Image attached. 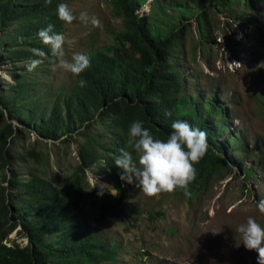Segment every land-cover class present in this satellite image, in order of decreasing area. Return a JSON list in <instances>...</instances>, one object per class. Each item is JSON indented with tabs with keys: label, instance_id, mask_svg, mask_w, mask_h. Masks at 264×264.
I'll return each mask as SVG.
<instances>
[{
	"label": "rangeland",
	"instance_id": "1",
	"mask_svg": "<svg viewBox=\"0 0 264 264\" xmlns=\"http://www.w3.org/2000/svg\"><path fill=\"white\" fill-rule=\"evenodd\" d=\"M63 1L76 17L70 24L63 22L59 32L66 60L76 52L113 45L123 30L114 0ZM139 1L135 14L153 33L183 29L169 61L191 99L204 104L214 97L217 107L222 106L221 114L210 117V124L225 144L227 166L213 172L191 196L178 188L148 197L135 181L120 179L112 153L115 138L102 126L93 125L84 134L76 130L68 142L63 140L68 133L55 140L44 138L39 123L54 105L66 117L64 98L76 77L58 66L59 58L38 35L24 48L19 45L25 28L15 22L0 28V132L8 122L16 129L7 135L8 165L0 163V188L7 184L5 175L21 184L37 176L47 181L55 196L72 179L80 148L93 136L101 145H95L97 158L85 168L83 196L70 217L79 234L88 232L119 245L115 264H257V253L239 244L236 230L248 217L264 227V214L256 208L264 199V0ZM81 12L87 13V23L80 20ZM199 13L204 15L203 24L197 20ZM93 17L99 21L96 26ZM33 49L45 55L36 56ZM37 59L41 63L29 71V62ZM72 126L77 127L74 120ZM120 187L121 202L110 203L101 212L100 201L118 197ZM112 188L117 195L111 194ZM19 229L20 225L3 243L25 244L27 238L20 236Z\"/></svg>",
	"mask_w": 264,
	"mask_h": 264
},
{
	"label": "trees",
	"instance_id": "2",
	"mask_svg": "<svg viewBox=\"0 0 264 264\" xmlns=\"http://www.w3.org/2000/svg\"><path fill=\"white\" fill-rule=\"evenodd\" d=\"M217 1L227 4L230 0ZM59 3L64 1L51 0L49 4L46 0H0V28L19 22L25 28L24 36L19 37V45L24 48L49 24L53 25V32H60L63 21L56 15ZM136 3L141 1L114 0V10L122 16L123 30L116 34L113 45L86 52L90 67L76 77L75 86L64 98L66 117L56 105L52 106L39 123L40 133L53 140L68 133L63 138L68 142L76 130L84 134L93 125L102 126L104 132L115 138L116 148L112 152L115 158L118 150L127 146L132 122L143 121L154 137L166 140L174 121H186L207 132L208 144L206 154L194 165L195 180L186 189L191 196L203 188L213 172L227 166L225 144L216 138L210 124V117L213 119L223 109L217 107L214 97L204 104L191 99L185 92L184 81L169 61L173 48L181 43L183 29L178 27L165 35L153 33L135 14ZM197 20L203 24L204 15L199 13ZM80 79L87 82L85 87L78 86ZM30 112L35 120L32 108ZM166 112H171V116H166ZM73 120L76 128L72 126ZM15 131L8 122L0 132V163L4 167L8 165L7 135ZM95 145L101 144L89 136L80 148V162L72 171V179L55 191L54 197L42 178L33 176L21 184L5 175L7 184L0 188V264L116 263L119 245L88 232L79 234L70 217L74 205L83 196L85 168L97 158ZM120 191L118 197L100 201L101 212L108 204L121 202L124 190ZM18 225L20 236L27 238L26 243L20 245L14 240L10 246L3 243Z\"/></svg>",
	"mask_w": 264,
	"mask_h": 264
},
{
	"label": "clouds",
	"instance_id": "3",
	"mask_svg": "<svg viewBox=\"0 0 264 264\" xmlns=\"http://www.w3.org/2000/svg\"><path fill=\"white\" fill-rule=\"evenodd\" d=\"M46 3L50 4L51 0H46ZM56 15L59 20L69 24L76 19L66 3L57 5ZM79 18L85 23L89 20L86 12H81ZM91 23L96 26L99 21L93 17ZM37 35L51 49V54L59 58L58 66L73 77H79L90 67V58L86 53L76 52L70 60L63 58L64 37L53 32V25L49 24L39 30ZM33 53L39 57L45 55L39 49H33ZM40 63L39 59L30 61L28 70L35 69ZM77 83L79 87H85L87 82L80 79ZM165 115L171 116V112H166ZM171 129L164 140L154 137L143 121L132 122L127 132V147L119 149V154L114 158V165L121 170L120 179L129 184L135 181L140 191L148 197L161 192H174L178 188L186 190L196 177L194 165L207 152L206 131L181 120L174 121ZM93 186L94 181L91 187ZM111 194L117 195V190L112 188ZM256 208L259 213L264 214V199L256 203ZM236 231L241 237L239 244H243L247 251H255L257 264H264V227L253 217H248L246 223L241 224ZM216 233L218 232H213Z\"/></svg>",
	"mask_w": 264,
	"mask_h": 264
}]
</instances>
